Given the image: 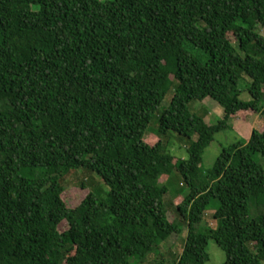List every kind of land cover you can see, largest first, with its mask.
Here are the masks:
<instances>
[{
    "label": "trees",
    "instance_id": "obj_1",
    "mask_svg": "<svg viewBox=\"0 0 264 264\" xmlns=\"http://www.w3.org/2000/svg\"><path fill=\"white\" fill-rule=\"evenodd\" d=\"M263 31L264 0H0V264H147L184 232L177 264L208 263L210 240L222 264H264V128L203 165L232 118L264 120ZM206 98L224 109L214 124L189 109ZM78 169L109 191L69 207Z\"/></svg>",
    "mask_w": 264,
    "mask_h": 264
},
{
    "label": "rangeland",
    "instance_id": "obj_2",
    "mask_svg": "<svg viewBox=\"0 0 264 264\" xmlns=\"http://www.w3.org/2000/svg\"><path fill=\"white\" fill-rule=\"evenodd\" d=\"M264 33V31H263ZM245 85V83L243 84ZM175 89L170 90L166 99L163 103V107L157 113L154 120L149 126L146 137L152 135H157V129L159 126V116L163 108L169 106ZM243 99H250L248 93L242 95ZM189 109L192 113H197L198 115L204 117L209 124L216 123L219 119L224 117V109L211 98H206L205 100L196 101L189 105ZM231 128L222 131L216 135L215 140L212 142L210 147L206 150L204 155L203 165L206 169L211 168L216 162L217 158L221 155L224 147L229 146L239 139L248 140L251 137L252 131L254 129L261 130L264 128V120L261 115L254 112L239 113L235 118L230 121ZM174 135L177 138L172 139L168 146L169 151L176 156L177 159H183L188 156L186 147L189 144V139L183 136H179L176 133ZM196 139V136L193 138ZM156 137L151 139L155 141ZM264 163V159H261ZM76 171V172H75ZM72 171L71 175L68 176L65 181L66 192L64 193V199L69 207L78 206L82 200L89 193L90 189L97 187H105L109 191L108 185L101 181L99 175L86 173L82 169ZM85 180L87 183V189L81 187V183ZM162 182L166 183L168 186V192L165 197V204L172 214L178 216V211L176 209V203H179L181 199H176V197L187 194L189 189L183 184V180L180 174L175 172L172 176H165ZM176 199V200H175ZM215 209L211 208L207 211L205 224L216 226L217 221L214 217ZM67 228L66 222L61 226V230ZM187 233L174 234L171 236L169 241L161 246L160 251H157L150 255L147 264H177L179 255L184 249L185 239ZM208 250L211 254V260L206 264H222L226 259L225 251L218 245L214 240H210Z\"/></svg>",
    "mask_w": 264,
    "mask_h": 264
}]
</instances>
